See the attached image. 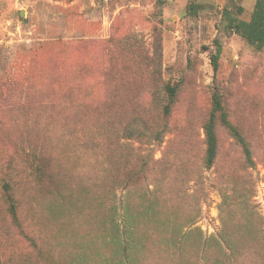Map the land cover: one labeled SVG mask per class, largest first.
<instances>
[{"label": "rangeland", "instance_id": "374dc122", "mask_svg": "<svg viewBox=\"0 0 264 264\" xmlns=\"http://www.w3.org/2000/svg\"><path fill=\"white\" fill-rule=\"evenodd\" d=\"M256 1L0 0V264L69 261L65 211L93 232L127 181L193 235L264 236V47L232 31Z\"/></svg>", "mask_w": 264, "mask_h": 264}, {"label": "trees", "instance_id": "16d2710c", "mask_svg": "<svg viewBox=\"0 0 264 264\" xmlns=\"http://www.w3.org/2000/svg\"><path fill=\"white\" fill-rule=\"evenodd\" d=\"M191 7L196 6L188 9ZM238 10L242 12L243 8ZM232 31L250 45L264 47V0L256 1L250 20H235ZM205 129L206 162L211 167L217 155L212 120ZM231 131L247 160L252 162L251 150L243 135L235 127ZM126 183L119 192L111 191L101 205L103 219L93 232L81 231V227L90 229L86 218L94 212L89 204L77 199L73 209L63 210L67 212L65 218L69 214L82 222L79 230L69 232L65 238L64 243L73 242L77 252L62 264H264V236L248 222L236 223L241 233L230 232L234 226L222 222L215 235L205 237L202 232L193 235L198 229L186 230L192 224L193 215L182 218L176 210H164L159 202L162 194L159 187L148 197L147 193L138 192ZM54 213L56 218L64 216L62 210ZM65 247L62 244V248H68Z\"/></svg>", "mask_w": 264, "mask_h": 264}]
</instances>
